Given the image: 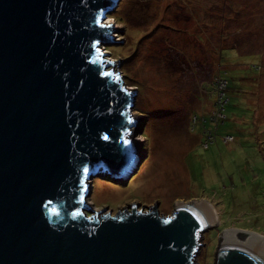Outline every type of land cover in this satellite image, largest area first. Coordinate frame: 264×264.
<instances>
[{
  "label": "water",
  "instance_id": "obj_1",
  "mask_svg": "<svg viewBox=\"0 0 264 264\" xmlns=\"http://www.w3.org/2000/svg\"><path fill=\"white\" fill-rule=\"evenodd\" d=\"M116 1L0 0V264H196L216 226L196 199L166 216L85 202L94 176L138 163L135 91L99 49L116 41L103 23ZM211 264H264V235L222 229Z\"/></svg>",
  "mask_w": 264,
  "mask_h": 264
},
{
  "label": "rangeland",
  "instance_id": "obj_2",
  "mask_svg": "<svg viewBox=\"0 0 264 264\" xmlns=\"http://www.w3.org/2000/svg\"><path fill=\"white\" fill-rule=\"evenodd\" d=\"M103 23L117 30L99 46L102 58L117 60L135 91L138 163L125 180L90 179L87 206L114 214L155 202L166 216L176 200L204 202L217 222L201 235L196 264L212 263L224 228L264 235V0H117ZM219 69L229 79L225 118L216 134L206 122L203 147L199 122L213 114Z\"/></svg>",
  "mask_w": 264,
  "mask_h": 264
},
{
  "label": "built area",
  "instance_id": "obj_3",
  "mask_svg": "<svg viewBox=\"0 0 264 264\" xmlns=\"http://www.w3.org/2000/svg\"><path fill=\"white\" fill-rule=\"evenodd\" d=\"M217 78V81H216V88L214 90V99H213V114H209L207 115L208 116V119L209 122L213 123L214 126L213 128L216 129L218 124L221 122V120L224 119L225 115H224V104H226V101H227V95H226V92H225V86H226V80L223 78V77H218L216 76ZM195 116L193 118V121H195ZM205 120L201 117V121L199 122V125L202 126L203 130H205L207 133H209V136H208V140L207 141H203L201 142L202 146L203 147H206L207 146V143L210 142L212 140V132L208 127L205 126ZM205 126V127H204ZM226 138H230V137H227Z\"/></svg>",
  "mask_w": 264,
  "mask_h": 264
},
{
  "label": "trees",
  "instance_id": "obj_4",
  "mask_svg": "<svg viewBox=\"0 0 264 264\" xmlns=\"http://www.w3.org/2000/svg\"><path fill=\"white\" fill-rule=\"evenodd\" d=\"M217 73H218V77L220 76V77H223L225 80H226V86H225V92H226V95H227V90H228V84H229V79L226 77V71L223 69H219L218 71H217ZM228 102V97H227V101H226V103ZM225 114V113H224ZM202 118L205 120V122H209V120L210 119H208V116H205V117H203L202 116ZM225 118V117H224ZM212 122V121H211ZM210 122V123H211ZM219 125V124H218ZM205 126H206V123H205ZM204 126V127H205ZM209 128H210V126H209ZM212 128H213V126H212ZM217 128H218V126H217ZM217 128L216 129H214L213 128V130H215V134H216V130H217Z\"/></svg>",
  "mask_w": 264,
  "mask_h": 264
},
{
  "label": "bare ground",
  "instance_id": "obj_5",
  "mask_svg": "<svg viewBox=\"0 0 264 264\" xmlns=\"http://www.w3.org/2000/svg\"><path fill=\"white\" fill-rule=\"evenodd\" d=\"M211 209H212V207H211ZM212 211H213V209H212ZM213 215H214V221H215V223H216V222H217V218H216V216H215L214 211H213Z\"/></svg>",
  "mask_w": 264,
  "mask_h": 264
},
{
  "label": "snow or ice",
  "instance_id": "obj_6",
  "mask_svg": "<svg viewBox=\"0 0 264 264\" xmlns=\"http://www.w3.org/2000/svg\"><path fill=\"white\" fill-rule=\"evenodd\" d=\"M85 171H87V170L85 169Z\"/></svg>",
  "mask_w": 264,
  "mask_h": 264
}]
</instances>
